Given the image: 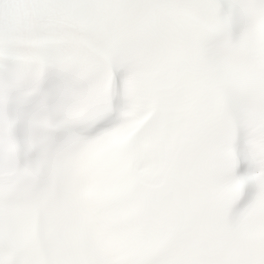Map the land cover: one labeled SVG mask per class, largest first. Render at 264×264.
I'll return each mask as SVG.
<instances>
[{
	"label": "snow or ice",
	"instance_id": "1",
	"mask_svg": "<svg viewBox=\"0 0 264 264\" xmlns=\"http://www.w3.org/2000/svg\"><path fill=\"white\" fill-rule=\"evenodd\" d=\"M50 69L68 134L21 165ZM0 264H264V0H0Z\"/></svg>",
	"mask_w": 264,
	"mask_h": 264
}]
</instances>
